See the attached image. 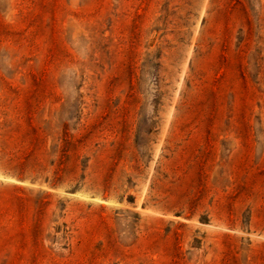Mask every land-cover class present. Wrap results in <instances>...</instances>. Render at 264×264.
<instances>
[{
    "label": "rangeland",
    "instance_id": "374dc122",
    "mask_svg": "<svg viewBox=\"0 0 264 264\" xmlns=\"http://www.w3.org/2000/svg\"><path fill=\"white\" fill-rule=\"evenodd\" d=\"M0 264H264V0H0Z\"/></svg>",
    "mask_w": 264,
    "mask_h": 264
}]
</instances>
